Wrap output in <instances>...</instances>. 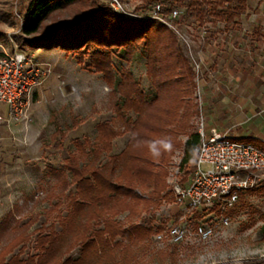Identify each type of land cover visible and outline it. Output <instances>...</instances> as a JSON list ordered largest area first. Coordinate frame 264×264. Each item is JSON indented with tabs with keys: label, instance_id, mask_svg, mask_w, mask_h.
Masks as SVG:
<instances>
[{
	"label": "rangeland",
	"instance_id": "374dc122",
	"mask_svg": "<svg viewBox=\"0 0 264 264\" xmlns=\"http://www.w3.org/2000/svg\"><path fill=\"white\" fill-rule=\"evenodd\" d=\"M29 1L0 0V55L12 53L14 37L19 35ZM95 1L115 13L109 6L110 0ZM119 1L127 17L115 13L117 16L126 21H151L152 6L137 0ZM243 1L247 9L227 25L207 21L200 26L185 18L170 24L194 73L195 88L189 97L195 112L190 119L191 132H198L201 121L206 128L226 127L228 120L241 123L245 116L264 109V0ZM75 14V9H71L56 17L71 20ZM21 51L40 67L49 64L50 73L30 93L26 130L20 120L12 123L14 126L9 130L0 125V254L19 237H25L27 240L11 250L4 261L11 257L27 261L33 257L35 264L43 255L35 246L36 238L49 232L62 233L59 223L66 215L63 195L68 191L60 193L56 173L65 172L68 157L76 155L77 143H95L97 125L111 121L114 114L108 107L110 87L89 66L88 56L78 61L83 49L71 52L57 45L50 50ZM145 56L146 51L141 48L132 57L121 51L112 60L114 68L131 73L146 98L151 99L153 90L146 77ZM251 102L258 103L256 109ZM26 136L27 141L23 140ZM179 138L181 142L186 139ZM127 141L126 133L114 139L109 155L119 154ZM255 146L264 149L262 142ZM182 152V147H178L169 157L165 188L154 202L146 205L139 201L131 214L123 212L115 218L125 228L143 225L151 234L135 244L125 241L115 246L97 264H257L264 259V195L248 192L239 197L228 213L229 225L215 238L205 243L190 239L164 249L155 247L153 237L178 224L184 216L174 204L172 191L174 162ZM191 169L192 163L180 166L176 179L180 187L186 185ZM263 183L261 178L255 188ZM152 190V186L138 188L137 193L146 201ZM194 221L208 222L207 214L196 213ZM73 239L72 235L65 237L63 259L79 256V247L65 252Z\"/></svg>",
	"mask_w": 264,
	"mask_h": 264
},
{
	"label": "trees",
	"instance_id": "16d2710c",
	"mask_svg": "<svg viewBox=\"0 0 264 264\" xmlns=\"http://www.w3.org/2000/svg\"><path fill=\"white\" fill-rule=\"evenodd\" d=\"M137 1L152 7L159 5V15L164 20L172 11L183 10L174 24L185 18L200 26L207 21L230 24L247 9L243 0ZM71 9L76 12L71 20L56 17ZM48 21L52 22L47 24ZM14 42L19 50H50L57 45L71 52L83 49L78 61L88 56L89 66L110 87L108 107L114 114L111 121L97 125L95 143H77L76 155L68 157L65 172L56 173L60 193L68 191L63 195L66 215L59 223L62 233L49 232L36 238L35 246L43 255L35 264H97L115 246L146 239L151 234L149 229L135 224L125 228L115 220L116 216L132 212L139 201L146 205L154 202L165 188V167L173 150L182 147L181 166H185L194 160L199 143V135L191 132L190 125L195 114L189 101L195 88L194 73L175 34L156 20L126 21L95 0H30ZM141 48L146 51L145 72L153 90L151 99L146 98L133 75L122 68L116 70L112 60L121 51L132 57ZM123 133L128 134L126 146L119 154L109 155L113 140ZM180 136L186 137L184 142ZM243 142L260 144L252 139ZM150 186L153 190L145 201L137 191ZM246 192L264 195V183ZM67 235L74 239L65 252L79 247L76 259L62 257ZM26 240L19 237L11 243L0 254V264H33V257L4 261Z\"/></svg>",
	"mask_w": 264,
	"mask_h": 264
},
{
	"label": "built area",
	"instance_id": "2783aa9c",
	"mask_svg": "<svg viewBox=\"0 0 264 264\" xmlns=\"http://www.w3.org/2000/svg\"><path fill=\"white\" fill-rule=\"evenodd\" d=\"M110 8L118 15L127 17L124 5L119 0H110ZM159 5L150 10V20H156L171 29L180 15L174 10L167 20L160 18ZM139 20H144L141 17ZM50 73V65L41 67L28 59L13 45L12 53L0 57V125L21 121L26 130L30 93ZM199 143L194 149L195 158L191 175L186 185L176 181L183 152L174 162L175 181L172 184L174 204L184 213L178 224L156 234L153 243L157 249L181 244L190 239L205 243L215 238L219 231L229 225V211L239 200V194L253 189L264 178V150L244 143L228 132L206 128L199 123ZM24 140V139H23ZM196 213H206L208 222L194 221Z\"/></svg>",
	"mask_w": 264,
	"mask_h": 264
},
{
	"label": "crops",
	"instance_id": "0c3cea01",
	"mask_svg": "<svg viewBox=\"0 0 264 264\" xmlns=\"http://www.w3.org/2000/svg\"><path fill=\"white\" fill-rule=\"evenodd\" d=\"M41 50V49H37ZM35 50V51H37ZM43 52V51H42ZM251 97H254L253 95ZM255 98V97H254ZM251 105H254L255 109L257 108V102H251ZM264 105V99H263ZM247 110H250L249 107H245ZM5 108L3 106L0 107V114L5 116ZM261 112V114L259 113ZM245 120L241 123L234 122L232 120H228L226 123V127L220 125H207V128H216L220 132H228L234 138L244 141L248 139H252L258 141L259 143H264V109L261 111H256V113L250 115L249 117L245 116ZM7 129L13 128L14 124L5 125L1 124ZM24 138V137H23ZM24 140H29L28 136L24 138ZM264 150V149H263ZM241 264H250L249 262H243ZM257 264H264V259L257 261Z\"/></svg>",
	"mask_w": 264,
	"mask_h": 264
}]
</instances>
